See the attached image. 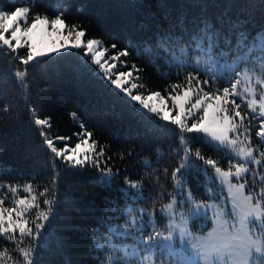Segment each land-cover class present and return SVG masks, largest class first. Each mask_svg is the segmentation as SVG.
<instances>
[{"label": "snow or ice", "instance_id": "1", "mask_svg": "<svg viewBox=\"0 0 264 264\" xmlns=\"http://www.w3.org/2000/svg\"><path fill=\"white\" fill-rule=\"evenodd\" d=\"M39 2L25 0L0 10V65H7L13 89L30 94V77L48 79L49 68L37 64L38 58L66 49L82 50L104 79L138 103L154 122L140 124L147 147L142 143L118 153L101 144L94 129L87 128L75 112L71 117L79 120V131L72 136L50 135L51 117L30 102L25 115L13 122H26L35 134L34 154L41 161V172L11 174L0 169V264H42V245L56 209L69 195L63 186L80 175H90L101 184L120 181L121 194L144 205L126 212L113 209L123 223L106 229L112 237L134 242L139 251L134 249L131 258L125 251L121 257L112 240L102 237L110 247L99 243L94 247L111 254L98 264H264V20L256 21L258 36L250 39V33L240 32L233 47V37L222 33L216 23L210 24L203 12L191 19L181 17L174 32L161 34L159 47L166 54L174 45L194 43L195 60L177 65V82L167 83L162 91H149L144 83L133 82L142 69L127 59L133 55L130 49L139 52L145 41H156L137 17L118 21L120 30L128 32L121 48L102 37L87 38L91 22L77 18L87 0L78 6L63 0L55 16L38 10ZM73 15L75 19L69 20ZM38 33L48 41L38 42ZM226 55L235 60L220 64ZM51 71L67 76L82 92L89 88L78 66L69 63ZM36 87L43 86L37 83ZM11 112L10 103H0V114ZM121 143L117 138L114 144ZM213 154H220L219 158ZM134 156L138 163L133 167L144 171L137 170L133 176L131 169L122 170L117 162L124 164ZM199 171L212 173L210 183L218 181L227 189L223 207L210 202L220 199L215 193L198 196L192 180ZM145 191L167 202L156 208L159 201L145 198ZM9 198L12 206L6 207ZM33 211L35 219H26ZM209 213L218 227L205 237L193 236L188 220H207Z\"/></svg>", "mask_w": 264, "mask_h": 264}, {"label": "trees", "instance_id": "2", "mask_svg": "<svg viewBox=\"0 0 264 264\" xmlns=\"http://www.w3.org/2000/svg\"><path fill=\"white\" fill-rule=\"evenodd\" d=\"M71 2L78 6L85 0ZM18 3L23 4L25 0H0V10L9 9ZM200 5L206 7L202 9ZM58 6H63V0H40L37 4L38 10L49 16L56 15ZM202 12L210 24L216 23L222 33L233 37L235 46V37L240 32L250 33V39L259 35L260 29L256 21L264 20V0H87L85 11L77 18L91 22L87 38L102 37L106 43L112 42L123 48L126 46L125 37L128 32L120 30L118 21L137 17L155 35L156 41H145L139 52L130 49L133 55L127 59L130 65L135 63L142 69L134 76L137 82L144 83L149 91H162L167 83L177 82L174 76L179 69L178 64L173 62V54L180 47L189 45H174L165 54L159 47L161 34L174 32L181 17L187 16L191 19L200 16ZM71 19H75V15L69 16V20ZM190 47H195V44ZM144 48L149 51L144 52ZM36 63L47 66L49 76L48 79L37 77L34 80L30 77L33 85L30 94L27 90H14L7 65H0V72L3 73L0 76V103H10L12 108L10 115L0 114V169L11 174L41 172V161L36 160L34 154L37 139L35 134L25 126L26 122H13L14 118L25 115V109L30 102L38 106L42 115L51 117L50 135L72 136L73 132L79 131V120L73 121L71 117L75 112L87 128L94 129L100 143L110 145L112 151L126 152L128 147L142 143L145 147L148 146L149 141L142 137L140 124H151L154 118L104 79L97 67L82 54V50L66 49L48 57H41ZM69 63L85 72L89 82L86 92L74 86L67 76L58 77L52 73L51 69L56 66ZM35 71L39 72L40 68H35ZM37 83L43 87L37 88ZM117 138L121 144H114ZM75 143L76 139L73 137L70 144L74 146ZM60 146H64L63 142ZM213 155L219 158L220 154ZM140 159L143 160L144 157ZM137 163L135 156L124 164L117 162L122 170L125 167L131 169L130 174L133 176L137 170L144 171L142 168L133 167ZM226 166L225 163L224 167ZM193 175L195 178L192 183L198 196H205L203 171ZM120 180L122 181V176ZM63 188L69 195L56 209V216L42 245V264H98L100 259L106 261L111 253L94 247L96 243L110 247L102 237L112 240L118 249L120 242L127 241L112 237L106 231L123 223L118 219L119 212L113 215L112 210L124 209L126 212L127 208L139 209L144 205L121 194L123 185L120 181H113L111 185L101 184L90 175H80L73 176ZM156 191L158 193L159 189ZM167 191L171 192L172 188ZM23 195L26 194L21 192V196ZM143 196H151L153 201H159L155 204L156 208L167 202L149 191H145ZM10 204L9 198V203L5 206ZM152 206L149 204L148 210ZM36 215L33 211L26 219L34 220ZM93 232L96 233L95 236ZM2 247L0 246V250Z\"/></svg>", "mask_w": 264, "mask_h": 264}, {"label": "rangeland", "instance_id": "3", "mask_svg": "<svg viewBox=\"0 0 264 264\" xmlns=\"http://www.w3.org/2000/svg\"><path fill=\"white\" fill-rule=\"evenodd\" d=\"M35 39L38 42H44V43H46L49 38L47 36L41 34V33H38L35 36ZM196 55H197V52L195 51V47L183 46V47H180L173 54V62L174 63H177V64H180L181 62L194 61ZM234 60H235V56H233V55H226L223 59L219 60V63L220 64H224V63L231 64ZM203 67H204V65H202V68ZM259 67H260L259 61H257V68L259 69ZM259 74H260V72L257 71L256 72V75H259ZM133 82H137V81L133 78ZM243 87H244V85L242 84L241 85V88H243ZM139 91H141V90L139 89ZM123 96L126 97V98H128V99H130L128 96H126L124 94H123ZM212 175H213L212 173H209L208 175H205L204 174V180H203L204 192H205L206 195H212L213 193H215L217 196H219L220 197L219 200H210V202L211 203H214V204H219L221 207H223L222 201H223L224 198H227L228 197L229 193H228L227 189L221 187V185L219 184L218 181L216 183H210V179H211V176ZM10 201H11V198H10ZM11 206H12V204H10V206H6V207H11ZM227 208L229 210L231 209V204L230 203L227 205ZM223 219H227V218L226 217H222V220ZM222 220H221V222H222ZM164 223L165 224L168 223L167 218L164 219ZM187 227H188V231L193 236H195V237H201L202 238V237L207 236L208 233L213 232L214 229H216L218 227V224L217 225H214L212 223L211 213H209V218L207 220L201 218V219L195 220V222L193 223V221L191 219H189L188 222H187ZM119 249H120V256L121 257L124 256L125 251H127L128 255H129V258H131L132 252L135 249V244H134V242H132L130 240H127L125 242H120ZM135 250L137 252L139 251V249H135ZM133 264H135V261H133Z\"/></svg>", "mask_w": 264, "mask_h": 264}]
</instances>
